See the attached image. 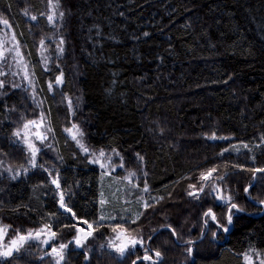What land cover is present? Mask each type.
<instances>
[{
    "label": "trees",
    "instance_id": "obj_1",
    "mask_svg": "<svg viewBox=\"0 0 264 264\" xmlns=\"http://www.w3.org/2000/svg\"><path fill=\"white\" fill-rule=\"evenodd\" d=\"M52 12L49 0H0L29 64L27 80L12 56L0 59L3 243L14 230L49 225L57 233L48 244V233L25 242L0 264H55L45 253L62 243V264H246L244 254L260 264L264 173L254 170L264 168V0H58L49 22ZM41 117L43 143L27 132L43 166L32 167L25 133H13ZM73 125L88 152L65 131ZM101 149L103 168L93 162ZM212 168L199 199L189 196ZM110 174L122 187L102 204L99 184ZM211 185L233 199H215ZM61 194L75 216L62 210ZM232 203L243 211L228 225ZM209 208L216 220L203 215ZM85 220L93 235L78 246L76 228L90 230ZM113 228L143 244L121 256L109 247L120 243ZM145 249L152 261L137 259Z\"/></svg>",
    "mask_w": 264,
    "mask_h": 264
},
{
    "label": "snow or ice",
    "instance_id": "obj_2",
    "mask_svg": "<svg viewBox=\"0 0 264 264\" xmlns=\"http://www.w3.org/2000/svg\"><path fill=\"white\" fill-rule=\"evenodd\" d=\"M49 7L53 9V12L51 14H49L47 16V19L49 22H54L55 21V16H56V12L55 9L58 7V0H56V3L53 2V0H49ZM25 14H27V12L25 11ZM63 13L60 12L59 16L62 18L63 17ZM32 20L36 19V16H32L31 17ZM0 23H2L3 25L10 27L9 22L7 19H2L0 20ZM145 35H147V33H145ZM13 40H15V36L13 35L12 37ZM41 45L44 44V41L41 40ZM64 41L61 38L60 41V45H63ZM16 51V54L19 56L21 55L19 52V45L18 42L14 45V49H5V52H10V51ZM59 51L62 52L63 48L60 47ZM5 52H0V59H5ZM25 69H26V65H25ZM5 75L4 72H0V76ZM25 78H27V74L25 75ZM62 79V74L61 76L56 77V82L60 83ZM12 87H19V85L16 84H12ZM5 87V81L0 80V88ZM52 87V84H49V88ZM43 117H41V121H42ZM31 125H36L37 127H39V125L37 124V121L35 120H29L27 121V123H25L23 125V129H18L17 131H15L13 133V135L17 138L21 137L22 132L25 133V138L23 140L24 144H26L29 152H30V161L29 163L31 164L32 167H43L42 165H37L36 163V156L37 153L40 151V149H38L34 143H31L28 139H27V130L29 129V127ZM65 131H68L69 133L72 134V139L76 141V143L80 146V148L84 151V152H88L89 149L83 144L81 143V139H79L78 137H82L83 133L79 130V128L76 125H73L71 129H65ZM37 140H40L41 143H43V140L46 139V137L41 136L39 133L36 134L35 137ZM213 138H215V134H213ZM221 139H226V138H221ZM242 147L247 148L248 145H242ZM228 149H225L224 151H227ZM115 151V150H113ZM117 155H119L118 153H116ZM105 157V152L101 149L99 151V158L97 160H94V163H99V160L101 158ZM110 159V157H109ZM142 159V158H141ZM121 167L123 165H120ZM101 167H105L104 164H101ZM7 172L11 173L12 172V168L9 167L6 169ZM25 171H27V169H25ZM217 171L216 168H212L209 169L206 173L205 172H201L200 173V181H201V186L199 189L196 188L195 185L190 184L189 185V189H191L190 191H188V195L189 196H193L194 198L199 199V194L204 192L205 190V183H207L210 178H212L213 173H215ZM254 172H260V173H264V168H260V169H255ZM17 175H19V172H17L16 174L11 176V179H16ZM135 176V173H129L128 177H125V179H131V177ZM218 179L223 180L224 177L220 176L218 177ZM52 183L57 184V187H59V184L56 180H53ZM211 192H216L218 193L214 198L218 199V200H223L226 202H230L233 197L228 195L225 196L223 194H220V190L218 188V186L216 185H211ZM143 191L147 192L149 191L147 184L145 183V186L143 188ZM248 189L245 188V192H247ZM162 199V197H161ZM101 203L103 204V201H101ZM261 204H264V201L260 202ZM60 206L62 208H65V210L68 213H71L73 216H75V213H72V209L71 208H67L66 205L64 204V200H63V194H61V198H60ZM150 205H148L145 202V207H149ZM235 212H240L243 211V209L239 208L238 205L232 203L230 207H228V212L226 215V220H227V224L230 225L232 224L233 220V213ZM205 217H210L212 220H216V215L212 212V209L209 208L206 212H204L203 214ZM139 218V215L137 216V219ZM83 223L85 225H87L88 229H90L89 231H85L83 228H76L77 231V236L74 237V241L78 246H83V243L85 240H87L88 237L93 235V231L92 229V224H89L87 220L83 221ZM132 223H135V221H132ZM205 224H207V221H205ZM169 228H171V226H168ZM221 227L223 228V230L225 232H227L229 229L227 226L225 225H221ZM10 226L9 225H4V224H0V257H12L14 255V253L19 252L21 247L25 244V242L32 240V239H41L42 234L44 233H48L47 238L44 239L42 242L45 244H48L50 240H55L57 233L56 232H52L50 231V226L49 225H45L44 228L38 229L35 231V233L33 232V230L29 229L27 230V234H21L19 230H14L16 232L15 237H13L11 240L8 241V243L5 245L3 243L5 237L8 234ZM112 231L114 233H116V240H119L120 243H115L113 240L109 241V247L110 248H114L115 251L117 253H119L121 256H124L125 254H127L131 249H135L136 246L138 244L142 245L143 241L140 239H137L135 237H128L126 235L127 230L126 229H122V228H113ZM172 234L175 235V229H172ZM82 234V235H81ZM215 235V234H214ZM188 244H191L192 241H187ZM67 248L66 244H60L59 247H52V251L50 253H45V255L48 256H52L54 258V262L55 264H62V262L64 261L65 257H64V250ZM148 249H145V255L141 258V257H137L138 260L142 259V260H147V261H152L153 260V256L148 254ZM187 253L189 255L192 254V248L188 247L186 249ZM154 252V256L156 257L157 260H159L162 256L161 252L158 250H153ZM87 258V257H86ZM244 260L246 262V264H253V259L252 256L248 255V254H244ZM133 264H136V261H133ZM260 264H264V259L260 260Z\"/></svg>",
    "mask_w": 264,
    "mask_h": 264
},
{
    "label": "rangeland",
    "instance_id": "obj_3",
    "mask_svg": "<svg viewBox=\"0 0 264 264\" xmlns=\"http://www.w3.org/2000/svg\"><path fill=\"white\" fill-rule=\"evenodd\" d=\"M5 19L0 15V20ZM9 22V21H8ZM10 27H7L0 23V52H5V49H14V45L18 42L17 37L15 35L14 29L12 25L9 22ZM13 35L15 36V40L12 39ZM19 45V42H18ZM19 52L21 55H17L16 51H10V52H5L7 55H10L13 57V59L16 62V65L18 67V71L21 74L23 78H25V75L29 74V67H28V62L26 61L23 52L21 51V47L19 45ZM26 65V69H25ZM28 80V77L25 78ZM62 81V79H61ZM61 83V82H60ZM37 121V124L39 127L36 125H31L29 129L27 130L28 135H33V137H36V134L39 133L41 136L47 138V129L46 126L44 125V121L41 118L39 119H31ZM101 164H106L105 160H99ZM115 175L110 174L107 177H102L101 182L99 184V189H100V200L103 201L104 204H109L108 202H114L117 199V194L120 188L122 187V182L119 181L117 178L113 177Z\"/></svg>",
    "mask_w": 264,
    "mask_h": 264
},
{
    "label": "water",
    "instance_id": "obj_4",
    "mask_svg": "<svg viewBox=\"0 0 264 264\" xmlns=\"http://www.w3.org/2000/svg\"><path fill=\"white\" fill-rule=\"evenodd\" d=\"M62 210L64 211V212H66V210H65V208H62ZM184 245H190V244H188V243H183Z\"/></svg>",
    "mask_w": 264,
    "mask_h": 264
}]
</instances>
